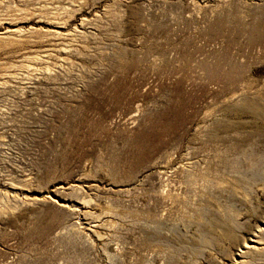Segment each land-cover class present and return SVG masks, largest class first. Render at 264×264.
I'll list each match as a JSON object with an SVG mask.
<instances>
[{"label": "rangeland", "instance_id": "rangeland-1", "mask_svg": "<svg viewBox=\"0 0 264 264\" xmlns=\"http://www.w3.org/2000/svg\"><path fill=\"white\" fill-rule=\"evenodd\" d=\"M88 1L94 34L47 77L0 43V264H229L264 223V0Z\"/></svg>", "mask_w": 264, "mask_h": 264}, {"label": "bare ground", "instance_id": "bare-ground-1", "mask_svg": "<svg viewBox=\"0 0 264 264\" xmlns=\"http://www.w3.org/2000/svg\"><path fill=\"white\" fill-rule=\"evenodd\" d=\"M59 1L52 3L51 7H49L50 11L47 13L37 12L34 14V18H30L27 15H16L11 18L0 19V43L17 47L20 57L29 64L26 67H31V70L37 71L39 69L38 65L49 63L51 60H54L58 65L78 60L80 57L78 51L84 39L94 34L95 21L99 16H97L98 14H93L94 5L90 1L69 0L66 3L64 2L65 4H60ZM102 11V15L107 14V8L102 9ZM82 12L86 14L81 15L77 19V15ZM44 70H41L40 74H43V77H47L48 72L46 70L44 72ZM28 71V69L25 70L26 73H29ZM5 78H13V75L10 73L0 74V79ZM241 96V99H244V94ZM253 112L256 113L254 110ZM255 132L257 134L254 137L258 138V141H264V132L256 129ZM171 169L168 168L165 175L172 176L175 172ZM256 174L257 170L253 172L252 176ZM9 187L14 188L12 185H9ZM79 189H81L79 185H71L70 187L58 186L55 189V193L57 196H61L64 190L75 191ZM35 201L37 203H50L52 201L59 203L60 207L68 209L72 218L87 220L88 222L85 224L91 232H96V229L100 227L96 217L89 210H85L86 202L82 198L76 199L74 204H78V206L72 205L73 207L71 208L67 205V199H64V202H59L52 196L39 197ZM227 221H222V224L226 228V233H230L235 224L232 221L231 227ZM261 236H264V223L263 226L257 228L252 238L237 247L236 252L232 253V259L229 264H248V257L251 254H264V242Z\"/></svg>", "mask_w": 264, "mask_h": 264}]
</instances>
